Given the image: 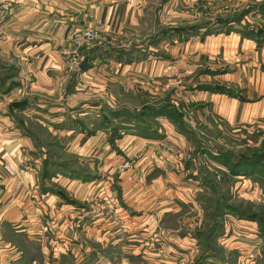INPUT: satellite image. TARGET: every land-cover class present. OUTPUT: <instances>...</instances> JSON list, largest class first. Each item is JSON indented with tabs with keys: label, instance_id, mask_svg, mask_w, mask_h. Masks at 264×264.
<instances>
[{
	"label": "rangeland",
	"instance_id": "rangeland-1",
	"mask_svg": "<svg viewBox=\"0 0 264 264\" xmlns=\"http://www.w3.org/2000/svg\"><path fill=\"white\" fill-rule=\"evenodd\" d=\"M8 10L9 3L0 0V13ZM143 13L142 25L125 35H106L88 27L103 36V44L81 47L75 54L71 53L72 37L63 49L68 64L65 93L59 95L52 89L29 92L25 86V97L19 103L27 102L30 110H15L16 101L10 103L7 113H13L17 128L30 140L29 155L2 167L10 179H18L21 171L38 169L40 189L48 185L72 201L76 202V196L78 200H90L81 201V209H65L66 237L70 242L67 247L75 248L74 241L89 246L93 242L98 245L100 264H196L204 252L201 240L205 239L195 235L212 229V215L216 213L222 216L213 238H209V256L202 264H264V161L258 165V172L235 170L228 174V167L218 160L224 156L227 160L223 161L231 164L243 155L264 156V118L255 127H240L213 112L217 95L221 97L216 102L222 107L227 97L235 98L222 92L228 91L243 101L247 88L253 89L255 95L264 94V0H146ZM194 27L201 29L190 36L184 34L185 28ZM243 39L254 44H240V51L235 53L236 41ZM93 48L124 49L130 53V62L98 59L89 61L88 69L82 70L85 52ZM27 82L29 86L32 80H25L24 84ZM161 108L182 129L189 130L187 135L179 133L165 116H150L154 109ZM109 110L119 112L120 117H110ZM141 120L144 130L137 124ZM164 120L173 126L172 133L164 130ZM144 131L148 137L157 132L155 137L165 138L166 134L171 139L174 135L182 139L169 143L165 149L146 150L137 146L138 140L146 138L142 136ZM79 137L82 138L78 140ZM159 163L168 171L183 172L185 176L189 172L190 179H199L198 191L189 197H193L196 207L192 199L181 209L175 202L167 203L163 209L172 206L180 211L175 216H165L160 224L152 203L154 213H147L146 217L153 216L155 221L143 227V222L132 219L130 215L134 214L128 210L129 217L120 223L118 210L123 208L122 198H128L127 192L121 191L122 184L128 191L152 186L142 178H154ZM76 173L85 175L87 181L75 182L79 180L72 178ZM50 177L59 181H50ZM201 179H207L206 188ZM175 192L180 194L175 189L170 194L164 190L157 201L181 197ZM152 195L155 190H150L147 197ZM222 205L255 219H240ZM157 225L166 229L181 226V237L188 234L194 244L189 241L172 258L175 254L164 250V235L157 240ZM108 230L112 231L106 235ZM160 241L162 248L158 250ZM28 248L31 249L29 244ZM71 255L67 263L72 260L73 264L75 258ZM85 262L89 264L91 259L84 258ZM36 263L41 264L40 260Z\"/></svg>",
	"mask_w": 264,
	"mask_h": 264
},
{
	"label": "crops",
	"instance_id": "crops-1",
	"mask_svg": "<svg viewBox=\"0 0 264 264\" xmlns=\"http://www.w3.org/2000/svg\"><path fill=\"white\" fill-rule=\"evenodd\" d=\"M3 1L9 3V10L0 13V264H35L36 260H40L41 264H70L67 260L68 255L71 254L75 258L73 264H88L83 263L84 258L86 261L91 259L89 264H100L98 245L94 246L93 242L89 246L86 242L74 241L75 248L68 249L67 247L70 242L66 237L67 210L65 209L67 207L81 209L78 208L82 207L80 202L90 200L83 198L78 200L76 196L75 200L79 204L68 205L63 197L42 193L38 169H34L37 171H21L18 179H10L5 168L2 167L7 162L15 164L13 161L15 158L28 156L30 145V140L20 132L19 126L17 128L13 113H7V108L10 103L19 102L25 97L23 93L25 86L29 92H37L38 89H52V92L59 95L65 93L68 64L63 55V49L70 43L74 33L85 27H94L106 35L117 36L130 33V30L138 29L142 25L146 0ZM210 38L207 37V39ZM236 43L235 53L240 51L237 50L240 44L241 46L254 44L248 39L237 40ZM222 52L225 53L226 49ZM25 80H32V83L28 86V82L24 84ZM246 90L245 101L227 97L228 100L223 107L217 104L221 97L217 95L218 98L215 99V104L213 103V112L231 125L255 127V124L259 123L257 121L264 118V94L255 95L251 92L253 90L251 88ZM222 102L223 100L220 101ZM162 125L164 130L172 133L171 123L164 120ZM81 138L79 137L78 140ZM91 139L89 141H92ZM173 139L165 134V138H155L153 141L147 138L136 141L139 142L137 146L140 148L144 147L143 149L149 150L148 148L154 147L160 150V147L165 149L169 143H176L182 138L174 135ZM184 146L183 139L182 147ZM23 147L27 148L28 152H25ZM124 154L128 156L129 152ZM156 169L158 170H155L154 178H142L143 181L152 183V186L148 188L141 186L128 191L122 184L121 191L127 192L125 195H128V198L127 200L122 198L123 208L118 210L121 211L120 223L121 220L129 217L128 210L134 214L130 215L132 219L141 220L145 227L146 223L151 220L155 221L153 216L146 217L147 213H154L153 206L160 224L166 218L165 216H175L180 211L178 208L181 209L185 204L187 205L188 200L192 199L191 202L196 207L193 197H189L194 196L193 192H197L200 186L194 177V180L189 178V172L185 176L183 172L168 171L160 163ZM53 181L59 180L54 178ZM77 181L82 183L80 179L75 180ZM79 183L76 185L80 188L82 186ZM153 186L156 189H152ZM162 187L165 189L160 193ZM174 189L180 192V194L175 193L181 197L171 196V200L157 201V197L164 190L170 194ZM150 190H155V195L147 197ZM174 202L180 205L177 209L175 205H173L175 209H172V206L163 209L164 205H168L167 203ZM137 208L142 212H135L138 211ZM143 210L149 212L143 213ZM157 227L159 232L157 240L162 239L161 234L164 235L167 241L164 242L166 246L164 250L175 254L172 258L177 257L178 252H181L180 249H185L189 241L194 244V240L190 239L188 234L181 237V226L168 229L165 226L161 228L157 225ZM111 231L108 230L106 235ZM28 244L34 252L28 248ZM161 246L160 241L157 243V249L161 250ZM139 254L140 252L135 255ZM125 260L128 261L126 258Z\"/></svg>",
	"mask_w": 264,
	"mask_h": 264
},
{
	"label": "trees",
	"instance_id": "trees-1",
	"mask_svg": "<svg viewBox=\"0 0 264 264\" xmlns=\"http://www.w3.org/2000/svg\"><path fill=\"white\" fill-rule=\"evenodd\" d=\"M200 29L201 28H199V27H197V28L196 27L191 28V30L185 28L183 32H184V34L186 36H190L191 34H193V32L196 33ZM245 36L252 39V37L249 34H247ZM255 40H256V42H259L258 39L255 38ZM85 53H86L85 54V57H87L89 59V61H96L98 59H102V60H104V59H110V60H116V61H119V62L120 61H123L125 63L130 62V53L127 52L124 49H121V48L118 49V50L116 49V51H115V49H111V48L109 50H102V49H98V48H93V49L87 50ZM213 90L214 91L222 92V90H220V89L219 90L213 89ZM222 93H226L227 95H230L232 97L238 98L237 95L232 94V93H230L228 91L222 92ZM238 99H241V98H238ZM25 103H27V102H20V103L18 102V103H16L15 104V110H19V111L26 110L27 109V105ZM164 107H168V105H165ZM164 111H165V108H161L160 110L154 109L152 112H150L151 113L150 116H154V117H163V116H165L166 118L169 119V121L172 124H174L175 128L177 129V131L179 133H181L183 135H187V133H188L189 130L182 129L181 126L178 124V122L172 117V115H170L169 113H164ZM108 113H109V116L112 117V118H114V119L117 118V116L120 117V114L117 111H110L109 110ZM138 120H140V119H138ZM142 121L143 120L137 121V124H138L139 127H143V128H139V129L144 130L145 129L144 128L145 127V124ZM144 132H146V131H144ZM155 133L157 134V132H155ZM155 133L151 134V136L148 137L147 136L148 132H146L142 136L146 135V138L147 139H152V138L153 139H155V138L161 139L160 138L161 136L155 137V135H156ZM114 136H115L116 139L120 138L119 137L120 136L119 134L118 135L117 134L116 135L114 134ZM115 138L113 139L112 144L115 143ZM212 158H214V157H212ZM218 160H220L219 162H221L223 164V166L228 167V174H233L235 170H237L238 173H240L241 171H243V172H249L252 169H254L255 172H258V165L262 164V162L264 161V156H263V154H259V153H256L255 155L250 156V157H246L245 155H243V156H240L239 159H236V161L234 163H231V164H229V161H223V160H227L224 156L218 158ZM229 165H231V167ZM185 169H189V166L187 164L185 165ZM236 175H238V174H234V176H236ZM72 178L82 179L84 181H87V177L85 175L80 174V173L73 174ZM194 179H195V177H194ZM48 180L53 181V178L50 177V179H48ZM196 180L198 181L199 179L196 178ZM201 181H202L201 182V185L204 188H206L207 179H203V180L201 179ZM41 191H42L43 194H54V195H57L59 197H63V199L66 200L70 204H75V205L78 204L77 202L72 201L71 199H69L64 192L61 193L59 190H57L56 188H53L51 186L44 185L43 188L41 189ZM222 206L224 207L225 210L229 211L230 213H232L233 215L239 217L240 219H246V220L255 219V216H253V215H249L248 217H244V216H242L243 214L240 213V211H236V210H234V208L229 207V206H224V205H222ZM220 211H221V209H220ZM221 216H222V214H219V213L218 214L216 213V214H213L212 215L213 222L211 223V225L213 227H212V229L210 231H207L206 233H205L206 230L203 233H200V232H197L196 231L197 232L196 235H195L196 237H200V236L202 237V236H204V239H205V241L201 240V243H203L204 246H205L204 247V252H202V255L200 256V259H198L195 262L196 264L197 263L198 264L204 263L203 262L204 259H207V257L209 256L208 255L209 254V252H208V248H209L208 245H210V242H208V241H209V238L210 239L213 238L214 233H215L214 230L218 228V226H219V219L221 218Z\"/></svg>",
	"mask_w": 264,
	"mask_h": 264
},
{
	"label": "built area",
	"instance_id": "built-area-1",
	"mask_svg": "<svg viewBox=\"0 0 264 264\" xmlns=\"http://www.w3.org/2000/svg\"><path fill=\"white\" fill-rule=\"evenodd\" d=\"M7 9V8H6ZM103 36L98 34L90 28H84L76 32L73 36V42L71 47V53L75 54L78 49L93 45H102ZM9 169V167H7ZM11 174H15L11 169H9Z\"/></svg>",
	"mask_w": 264,
	"mask_h": 264
},
{
	"label": "water",
	"instance_id": "water-1",
	"mask_svg": "<svg viewBox=\"0 0 264 264\" xmlns=\"http://www.w3.org/2000/svg\"><path fill=\"white\" fill-rule=\"evenodd\" d=\"M88 65H89V59L86 58L80 68L84 70L88 67Z\"/></svg>",
	"mask_w": 264,
	"mask_h": 264
}]
</instances>
